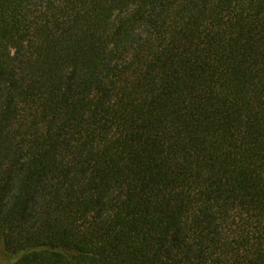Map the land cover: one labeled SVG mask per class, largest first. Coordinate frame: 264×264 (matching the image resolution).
Listing matches in <instances>:
<instances>
[{
	"label": "trees",
	"instance_id": "trees-1",
	"mask_svg": "<svg viewBox=\"0 0 264 264\" xmlns=\"http://www.w3.org/2000/svg\"><path fill=\"white\" fill-rule=\"evenodd\" d=\"M0 264H264V0H0Z\"/></svg>",
	"mask_w": 264,
	"mask_h": 264
}]
</instances>
